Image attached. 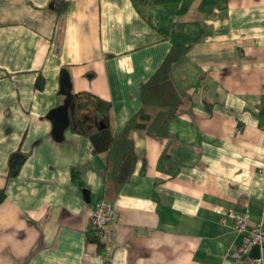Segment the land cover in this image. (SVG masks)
Here are the masks:
<instances>
[{
    "label": "crops",
    "instance_id": "crops-1",
    "mask_svg": "<svg viewBox=\"0 0 264 264\" xmlns=\"http://www.w3.org/2000/svg\"><path fill=\"white\" fill-rule=\"evenodd\" d=\"M174 46L181 106L166 137L133 134L134 171L110 193L113 239L99 250L88 236L106 138L97 150L57 130L62 78L112 104L114 135ZM0 190V264H247L228 252L235 223L264 209V0H0Z\"/></svg>",
    "mask_w": 264,
    "mask_h": 264
},
{
    "label": "trees",
    "instance_id": "trees-1",
    "mask_svg": "<svg viewBox=\"0 0 264 264\" xmlns=\"http://www.w3.org/2000/svg\"><path fill=\"white\" fill-rule=\"evenodd\" d=\"M131 1L137 7H147L167 0ZM184 50V47L174 46L157 72L141 86L143 106L117 134L113 135L111 132L112 104L110 102L89 92L72 93L70 91L67 108L70 129L92 139L97 150L100 149L97 138H106L108 175L104 200L113 203L110 193L112 191L118 193L134 171L136 155L133 134L141 132L155 138H164L168 135L169 122L178 113L182 103V97L171 78V69L173 64L181 58ZM36 86L39 89L44 87L42 76L37 79ZM26 158V154L19 150L10 156L8 170L10 177H16L19 174ZM73 178H78L74 171ZM5 196V191L0 190V203ZM88 237L91 242L97 244L99 250L104 249V242L99 239L93 226Z\"/></svg>",
    "mask_w": 264,
    "mask_h": 264
},
{
    "label": "built area",
    "instance_id": "built-area-1",
    "mask_svg": "<svg viewBox=\"0 0 264 264\" xmlns=\"http://www.w3.org/2000/svg\"><path fill=\"white\" fill-rule=\"evenodd\" d=\"M113 217V203L104 199L96 203L91 216V226L96 230L99 239L105 243L113 239V232L108 228ZM234 227L241 238V243L228 252L229 258L243 260L247 264H264V209L257 223H251L247 214L240 218ZM254 247H258V256L251 253Z\"/></svg>",
    "mask_w": 264,
    "mask_h": 264
},
{
    "label": "water",
    "instance_id": "water-1",
    "mask_svg": "<svg viewBox=\"0 0 264 264\" xmlns=\"http://www.w3.org/2000/svg\"><path fill=\"white\" fill-rule=\"evenodd\" d=\"M62 91H65L66 95H67V99L64 103V105H62L58 110H55L54 112L51 113L50 117L56 120V128L57 130L61 128H63L64 126H68L69 125V118H68V113H67V108L69 105V96H70V91H69V84L65 78V76H63L62 78ZM252 255L254 256H258V247H254L251 250Z\"/></svg>",
    "mask_w": 264,
    "mask_h": 264
}]
</instances>
